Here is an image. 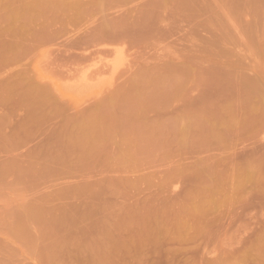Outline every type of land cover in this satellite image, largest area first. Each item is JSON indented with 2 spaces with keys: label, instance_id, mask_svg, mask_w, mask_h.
Returning a JSON list of instances; mask_svg holds the SVG:
<instances>
[{
  "label": "rangeland",
  "instance_id": "374dc122",
  "mask_svg": "<svg viewBox=\"0 0 264 264\" xmlns=\"http://www.w3.org/2000/svg\"><path fill=\"white\" fill-rule=\"evenodd\" d=\"M0 264H264V0H0Z\"/></svg>",
  "mask_w": 264,
  "mask_h": 264
},
{
  "label": "bare ground",
  "instance_id": "6f19581e",
  "mask_svg": "<svg viewBox=\"0 0 264 264\" xmlns=\"http://www.w3.org/2000/svg\"><path fill=\"white\" fill-rule=\"evenodd\" d=\"M119 55H117V57H118ZM120 57V56H119ZM119 59V58H118ZM117 60V58L115 59V61ZM114 61V60H113ZM115 61H114V63H115ZM118 65V64H117ZM114 66H116L115 64H114ZM77 77H79L78 75H77ZM88 79H89V77H88ZM197 124H195V126H196ZM254 127V126H253ZM256 127V126H255ZM207 134V133H206ZM208 135V134H207ZM199 136V135H198ZM212 136V135H211ZM215 136H216V134H215ZM222 136V135H221ZM211 138V137H210ZM216 138H217V136H216ZM222 138V137H221ZM194 139H195V136H194ZM192 140H193V138H192ZM197 140V139H196ZM201 142H204L203 140L201 141ZM206 142V141H205ZM190 144V143H189ZM194 144V143H193ZM191 145V144H190ZM203 145V144H202ZM205 145V144H204ZM211 146V145H210ZM159 147V146H158ZM203 147V146H202ZM205 149V148H204ZM195 151V150H194ZM160 152V151H159ZM151 153V152H150ZM139 154H140V152H139ZM164 154V153H163ZM142 155V154H141ZM163 156V155H162ZM212 167V166H211ZM214 167V166H213ZM208 168V167H207ZM207 168H206V170H207ZM215 170V169H214ZM201 171V170H200ZM214 173V172H213ZM263 173V172H262ZM203 174V173H202ZM214 176H215V174H214ZM219 176V175H218ZM262 176V175H261ZM223 178V177H222ZM204 179V178H203ZM215 181V180H214ZM220 181V180H219ZM221 181L223 182V180L221 179ZM216 182V181H215ZM216 186V185H215ZM210 187V186H209Z\"/></svg>",
  "mask_w": 264,
  "mask_h": 264
}]
</instances>
